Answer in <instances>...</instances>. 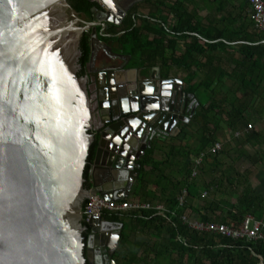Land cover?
<instances>
[{
    "label": "water",
    "instance_id": "95a60500",
    "mask_svg": "<svg viewBox=\"0 0 264 264\" xmlns=\"http://www.w3.org/2000/svg\"><path fill=\"white\" fill-rule=\"evenodd\" d=\"M102 2L83 27L69 0H0V264H116L108 239L118 246L122 226L84 223L85 200L127 198L136 159L195 113L180 87L166 98L143 85L141 100H118L126 90L117 88L93 113L89 77L78 75L80 42L91 28L93 65L97 27L125 16L121 0ZM159 76L153 69V81Z\"/></svg>",
    "mask_w": 264,
    "mask_h": 264
},
{
    "label": "trees",
    "instance_id": "16d2710c",
    "mask_svg": "<svg viewBox=\"0 0 264 264\" xmlns=\"http://www.w3.org/2000/svg\"><path fill=\"white\" fill-rule=\"evenodd\" d=\"M158 1L146 16L132 9L120 26L108 24L104 31L97 28L102 42L112 41L131 56L132 66L152 68L161 63L167 70L175 67L186 71L184 90L198 103L190 124L180 134L184 133L181 139L180 135L171 138L181 141L180 144L153 140L140 156L139 176L130 194L132 199L177 209L176 217L170 222L151 211L103 214L105 220L122 226L115 255L117 264H174L175 258L179 261L175 264H264L263 242L198 233L181 220L182 215L193 213L204 221L234 227L247 215L264 221V194L257 186L237 171L236 177L217 176L222 168L220 157L234 162L231 154L234 147H250L252 154L242 151L237 159L245 156L254 165L264 166V133L251 130L250 122H264V31L255 27L246 0H187V3L176 1L172 6L167 5V0ZM69 4L78 15L85 14L88 18L98 6L89 0H69ZM160 7L173 14V26L160 17L153 24V13ZM213 9L215 14L210 16ZM203 10L207 11L205 20L200 16ZM180 41L185 43L181 56L177 55ZM80 50L78 75L82 77L90 59L89 32L82 37ZM164 74L167 76L168 72ZM235 133L239 135L235 137ZM227 134L231 140L223 144L220 140ZM189 138L194 139L193 143ZM219 142L223 148L216 154H207L198 165L199 156ZM95 152L96 144L89 151L84 171L87 189H91L88 175ZM158 152L164 154L163 160L156 159ZM261 171L264 173V169ZM195 172L201 173L199 179L193 175ZM223 179L228 183L225 189H236L239 194L235 204H225L229 206L227 211L216 197L217 191L225 186ZM261 185L263 189L264 181ZM184 189L188 191L187 202L178 207L177 197ZM205 191L212 195V200L202 197ZM137 232L149 239L158 236L160 241L153 244L148 240L145 245L137 243L129 248Z\"/></svg>",
    "mask_w": 264,
    "mask_h": 264
},
{
    "label": "built area",
    "instance_id": "2783aa9c",
    "mask_svg": "<svg viewBox=\"0 0 264 264\" xmlns=\"http://www.w3.org/2000/svg\"><path fill=\"white\" fill-rule=\"evenodd\" d=\"M97 4L101 9H104L102 0H89ZM249 4V11L257 29L264 31V0H246ZM249 129L252 125L248 126ZM239 133H235L237 137ZM222 149L221 143H215L208 150L204 151L198 158L197 164L199 165L203 158L211 153L216 154ZM195 172L193 175H197ZM188 191L184 189L178 196V207L186 204ZM207 192L202 193V197H207ZM177 207V208H178ZM82 220L88 223L92 219H100L105 212H124V213H142L144 211H151L160 215L170 221L172 217L177 214V209H170L165 205H152L148 202L139 200L119 199L108 200L98 193L90 192L88 198L83 204ZM182 222L190 229L198 233H210L214 235H222L232 240H254L264 243V221L255 220L251 217L246 218L239 227L229 226L225 223L214 221H204L200 217H193L192 214H184L181 216ZM171 222V221H170Z\"/></svg>",
    "mask_w": 264,
    "mask_h": 264
},
{
    "label": "flooded vegetation",
    "instance_id": "af4514ba",
    "mask_svg": "<svg viewBox=\"0 0 264 264\" xmlns=\"http://www.w3.org/2000/svg\"><path fill=\"white\" fill-rule=\"evenodd\" d=\"M99 10H101L100 7ZM80 16L79 17L82 19V23H80V25L83 27L85 26V23L92 22L94 20L93 17L88 18L85 14H81ZM107 25L108 23L106 24V26ZM91 30L92 29L90 28L89 33ZM96 42H99V39ZM102 43L103 45H105L104 52L101 53V57L99 56V54L98 56L96 54V58L93 59V63H92L93 65L89 66V62H90L89 59V62L86 67V74L84 75L89 77L88 86L91 95V102H92L94 114L98 112L100 106L105 105V103L109 102V100H116L115 98H112V96H114L115 94L117 95L118 93L117 88H120L121 90L122 89L126 90V92L118 100H127V101L141 100L140 98L141 95L137 94V90L141 85L147 86L145 90L152 91L153 96L155 90H157L159 93V88L166 98L171 97V95L174 94L173 91H175V94L177 93V91L175 90L177 86L180 87L182 93L185 92L184 86L182 85L181 87V85L178 83H173L172 84L173 87L171 90L167 89L165 86L166 84H169L168 82L172 80V78L168 77L169 74L165 76L163 71L159 72L160 76L159 78L154 79L155 81L154 82L153 79L151 78L152 70L157 68V66H154L152 68H141V67L132 66L131 56L124 54L120 47L114 45L112 41H109L107 43L104 42ZM90 48H91V42H90ZM90 56H91V51H90ZM97 58H101L103 60L100 59L99 62ZM97 62H99V66H97ZM80 72H81V68L79 69L78 73ZM127 74L129 75L133 74L134 79L129 80L125 78ZM150 82L153 83L151 84ZM130 91H135L136 93L134 92L130 95ZM184 94L189 96L190 100H194L193 95H188L186 93ZM137 96L138 98H135ZM90 133H92V130L90 131ZM171 138L172 137L170 135H167L164 137V139L162 138H156V139L162 141L165 140L169 141L172 140ZM137 161L138 159H136L135 161L136 164Z\"/></svg>",
    "mask_w": 264,
    "mask_h": 264
},
{
    "label": "crops",
    "instance_id": "0c3cea01",
    "mask_svg": "<svg viewBox=\"0 0 264 264\" xmlns=\"http://www.w3.org/2000/svg\"><path fill=\"white\" fill-rule=\"evenodd\" d=\"M176 1L187 3V0H167V5L168 6H172ZM157 4H159V1L158 0H121V7L125 11V16L123 17V20L125 19V17L127 16V14L132 9H137V11L141 15L146 16V15L149 14L150 9H154L155 5H157ZM153 14H154L153 15V21H152V22H154L153 24H156L155 21H158V19L160 17L161 19H165V18L167 19V25L168 26H173V23H174L175 20H174V16H173L172 13H170L168 11H164L163 8L160 7ZM206 15H207V11L206 10H203L202 12H200V16H201V19L202 20H205ZM218 19H220L219 16H217V20ZM123 20H122V22H123ZM122 22H121V24H122ZM111 24H113V23H111ZM120 25H116V26H120ZM98 37H99V34H98ZM98 39H99V42H95V49H96V51L94 53V55H95L94 56V59L96 58V54H97V56L99 54V56L101 57V53L104 52V49H105V45H103V43L100 40V38H98ZM189 41H190V39H189ZM184 44L185 43H183L181 41L178 43V46H177V55H180L181 56L182 54H184V50H185L184 49ZM169 54H170V52H169ZM100 59L101 58H97V60L99 62H100ZM101 60H103V59H101ZM99 62H97V66H99ZM170 63H171V61H170ZM155 66H157V68H159V72L160 71H163L164 73L168 72V74H169L168 77L172 78V80H170L168 82L169 84H166V86H165L167 89L171 90L172 87H173V85H172L173 83H178V84L181 85V87H182V85L184 86V83H185L184 80L188 78L187 77L188 76V73L186 71H184L183 69L175 68V67L174 68L169 67V70H167L165 66H162L161 65V63H159V64H157ZM125 78H127L129 80H133L134 79V75L133 74H130V75L127 74ZM173 93H175V91H173ZM184 93H186V92H184ZM188 95H192V94H188ZM193 102H194L193 103L194 106H196V104H198L196 102V98H194V101ZM190 119H191V117H189L188 119H186V121L182 122L181 123V126H180V131L178 132V134L176 136H171V137L172 138L178 137L181 134V132H183V130L185 131L186 126H188L190 124ZM193 133L194 132H192V133L190 132L191 135ZM183 135H184V133H182V135L179 136L180 137L179 139H181V137ZM189 139L193 143L194 139H191V138H189ZM154 140L159 141L156 138ZM230 140L231 139L229 138V141ZM234 149L236 150L235 147H234ZM162 154L163 153L158 152L155 155L156 159L163 160L164 159V156ZM224 159L225 158H223V156L220 157V160L222 162L221 167H224L226 165V162H225ZM231 167L234 168L233 165H231ZM137 169H139V168H137ZM137 169H135V170L137 171ZM226 177H228V176H226ZM257 177H258V180L260 181V183L262 184L263 181H264V173H263V171H260V173L257 174ZM134 186H135V184H134ZM134 186H133V188H134ZM91 187H92V184H91ZM133 188H132V190H133ZM154 188H156V186H154ZM132 190H131V192H132ZM262 190H264V188ZM124 198L125 199H129V200H139V201H142L141 199H138V198L132 199L130 195L127 198H126V196ZM121 199H123V198H121ZM142 202H146V201H142ZM148 203H150L152 205H160V204L161 205H165L163 203H157V202H154V203L153 202H148ZM144 212H149V211H144ZM154 214L157 215V216H160L157 213H154ZM218 214H221V213L218 212ZM121 232H122V229H121ZM113 235L114 234H110L109 235L108 243L112 246V251H111L112 252V258L115 260V262L117 264V258L115 257V255H116V253H117V251L119 249V245L118 246L117 245L115 246V244H116V238L117 237L115 235L114 236ZM139 236H140V232H137V236H134V237H136V240L135 241H133L134 237H132L133 239H131V241H130V243L128 245L129 248L134 247L133 244H137V243L145 245V244H147V241L148 240H150L151 241L150 243H153V244L154 243H158L160 241V238L158 236H154V235L150 239L148 237H142V236L139 237ZM152 239H154V241H152ZM99 251H100V249H99ZM119 261L121 262V259Z\"/></svg>",
    "mask_w": 264,
    "mask_h": 264
},
{
    "label": "rangeland",
    "instance_id": "374dc122",
    "mask_svg": "<svg viewBox=\"0 0 264 264\" xmlns=\"http://www.w3.org/2000/svg\"><path fill=\"white\" fill-rule=\"evenodd\" d=\"M214 14H215V9H213L210 12V16H213ZM250 122L253 125V129H251V130H254L255 129L256 131H260V132H263L264 133V122H257L256 120H252ZM190 131H191V133L194 132L193 129L190 130ZM229 138L230 137L227 134L226 137H223V139L220 138L221 139L220 141L223 144H225L226 142L229 141ZM168 142L169 143H174V144H180L181 143V141H179V140H169ZM242 151L243 152H247L248 154H252L253 153V149H251L248 146H246V147H244L242 149L241 148H237L236 150L234 149V152L233 151L231 152L232 157L234 158V162L231 160V158H229V159L228 158H225L224 159L225 162H226V165L224 167H222L221 170L217 171L218 179H221L224 176L223 174H225V176H228V177L229 176L236 177L235 174H236V171H237V172H240L241 175L245 176L247 178V181L250 184L257 186V189L259 191H261L262 194H264V190L261 189L262 188V185H261V183H260V181L258 180V177H257V174L260 173V171L264 169V166L262 164L257 165V166L254 165L247 158H245V156L242 157V158L237 159V156ZM162 155H164V154H162ZM236 159H237V161H235ZM231 165H233L234 168H232ZM196 176L198 178L197 177H195V178L199 179L200 176H201V173L197 174ZM205 179L206 180H209L208 176H206ZM222 182L225 184V186L221 190L217 191V196L216 197L220 200L221 203H223V206H222L223 210H226L227 211L229 209V206H225V204L226 203L235 204L239 194H238V190L236 191V189L235 190H230L228 188L225 189V187L228 186V183L226 182L225 179H223ZM239 191H240V189H239ZM212 199H213L212 195L209 194L207 196V199L206 200H212ZM263 207H264V204H263ZM147 234H149V233H147ZM141 235H142V237H144L143 236V233H141ZM139 237H141V236H139ZM149 237H150V235H149ZM135 240H136V237H134L133 241H135ZM152 241H154V239H152ZM172 258H175V256H173ZM177 262H179L178 261V258H175L174 264L177 263ZM164 264H167V263L165 262Z\"/></svg>",
    "mask_w": 264,
    "mask_h": 264
},
{
    "label": "clouds",
    "instance_id": "9594fccd",
    "mask_svg": "<svg viewBox=\"0 0 264 264\" xmlns=\"http://www.w3.org/2000/svg\"><path fill=\"white\" fill-rule=\"evenodd\" d=\"M197 108H198V104H196V110H197ZM195 110V111H196ZM194 115V114H193ZM220 143V142H219ZM222 144V143H221ZM222 148H223V144H222ZM178 198V197H177ZM186 202H187V200H186ZM173 210V209H172ZM192 215H193V213H191ZM176 217V216H175ZM193 217H196V216H193ZM248 217H251V218H253L252 216H250V215H247L244 219H243V221L246 219V218H248ZM173 218V217H172ZM172 218L170 219V221L172 220ZM167 220V219H166ZM243 221L241 222V223H243ZM214 222H216V221H214ZM219 223H222V222H219ZM241 225V224H240ZM239 225V226H240ZM238 226V227H239ZM240 241H254V240H248V239H245V240H240ZM257 242H261V241H257Z\"/></svg>",
    "mask_w": 264,
    "mask_h": 264
},
{
    "label": "snow or ice",
    "instance_id": "6c2138e0",
    "mask_svg": "<svg viewBox=\"0 0 264 264\" xmlns=\"http://www.w3.org/2000/svg\"><path fill=\"white\" fill-rule=\"evenodd\" d=\"M108 2H109V3H111V2H112V0H108Z\"/></svg>",
    "mask_w": 264,
    "mask_h": 264
}]
</instances>
